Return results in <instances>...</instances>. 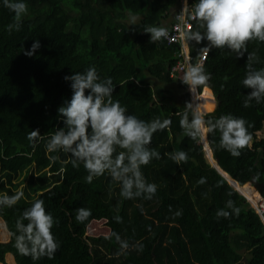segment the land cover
<instances>
[{"label":"trees","instance_id":"obj_1","mask_svg":"<svg viewBox=\"0 0 264 264\" xmlns=\"http://www.w3.org/2000/svg\"><path fill=\"white\" fill-rule=\"evenodd\" d=\"M179 2L27 0L20 30L11 32L7 26L16 22L14 14L0 5V193H16L11 188L18 185L12 182L14 177L22 176L19 183L25 181L23 198L0 210L7 233V239L0 241V262L10 253L15 264H264L263 221L245 196L209 163L202 141L180 126L182 114L187 113L189 121L193 118L190 93L185 90L180 103L168 95L158 100L140 76L146 67L160 81L188 86L184 79L169 75L179 44L152 41L145 31L167 24L171 8L175 10ZM195 3L188 0L190 8ZM127 13L140 15L133 35L124 21ZM191 31L203 33V28L193 20ZM34 41L40 48L28 57L24 51ZM186 41L195 66L198 53L209 42ZM245 49L242 57L227 46L207 52L202 65L210 79L197 86L203 88L198 105L205 110L214 96V107L203 113L206 120L227 113L246 120L251 140L238 157L220 147L218 131L206 139L213 158L229 177L239 185L253 180L255 189L263 193L264 100L253 99L245 108L243 102L252 89L241 81L249 64L254 70L264 67V42L249 40ZM90 66L101 78H112L113 99L126 106L128 114L148 122L171 121L153 134L149 145L161 158L142 167L147 180L157 184L151 200L124 199L119 184L107 173L88 183L82 164L74 168L67 153L47 151L51 134L64 127L58 107L71 96L70 82L64 77ZM33 130L39 137L30 139ZM178 151L187 153V162L177 164L170 158ZM53 155L58 159L53 161ZM212 156L207 154L214 162ZM36 199L44 200L56 221L52 232L59 248L51 259L33 261L19 253L12 233L16 220ZM229 200L239 213L218 217L219 209L232 212L226 204ZM81 208L91 211L84 221L77 219ZM92 221H101L105 232L89 231ZM113 233L128 242L127 250H121Z\"/></svg>","mask_w":264,"mask_h":264},{"label":"clouds","instance_id":"obj_2","mask_svg":"<svg viewBox=\"0 0 264 264\" xmlns=\"http://www.w3.org/2000/svg\"><path fill=\"white\" fill-rule=\"evenodd\" d=\"M0 5L12 12L16 21L9 24L7 30L19 31L20 22L28 12L27 0H0ZM182 16L198 21L203 28V33L189 30L183 35L196 42L206 39L209 44L204 48L205 53L212 47L227 46L238 57H242L247 41L257 39L264 42V0H196L191 8L188 0H184ZM132 20L135 23L136 17L133 16ZM145 31L150 33L152 41H159L168 35L167 29L160 26L150 27ZM38 48L39 41H34L24 54L32 57ZM247 67L248 71L241 83L252 91L243 102L245 108L251 105L253 99L257 103L264 100V67L258 70L252 69L251 64ZM209 79V74L199 63L189 66L184 75V81L193 92L197 86L206 85ZM64 80L70 82L71 89L70 98L65 99L58 107L64 127L51 134L46 145L47 151L50 154L67 153L74 168L82 164L88 173V183L107 173L119 184L120 195L124 199L143 197L151 200L158 190L157 184L147 180L142 167L153 159L161 158V154L149 145L153 134L169 127L171 121L154 119L148 122L128 114L126 106L113 99L115 84L112 78H101L95 66H90L83 72L66 75ZM203 113L194 112L191 121L187 113L182 114L179 122L181 128L193 139L199 138L201 141L206 139L207 134L218 131L220 147L238 157L240 150L251 140L246 120L231 113L220 115L214 120H206ZM38 137V130H33L30 139ZM170 158L180 164L187 162L188 155L184 151H178ZM51 159L55 161L58 156L53 155ZM204 182L201 177L199 183ZM23 196L22 190L13 195L0 193V210L15 206ZM226 204L232 212L219 209L216 213L218 217L239 213L240 209L231 200ZM90 215L89 209L81 208L78 210L77 219L84 221ZM116 220L119 222L121 218L116 217ZM55 223L51 212L46 210L43 199L32 202L16 220L15 231L12 233L19 253L30 256L33 261L42 257L51 259L59 248V242L52 232ZM112 235L120 243L121 250L129 248L128 242L122 240L118 234ZM142 247L139 245L140 250Z\"/></svg>","mask_w":264,"mask_h":264},{"label":"built area","instance_id":"obj_3","mask_svg":"<svg viewBox=\"0 0 264 264\" xmlns=\"http://www.w3.org/2000/svg\"><path fill=\"white\" fill-rule=\"evenodd\" d=\"M184 6V2L180 0L178 7L173 10L171 19L169 23L163 25L162 27L166 28L168 31V35L165 38H162L166 40L168 44L171 43H177L179 44V50L176 51L175 55L178 57L174 64H172L169 68V75L171 77H182L184 79V75L186 73V70L189 66H192L194 57L190 53L188 44L186 41V37H184L183 33L186 31L191 30L192 28V21L187 16H182V9ZM207 53L204 52V49H202L197 57H196V64H203ZM182 79V78H181ZM189 88L190 85L188 84ZM193 96H196L195 98ZM201 100L200 95L198 94V88L196 87V91L191 93V99L190 104L193 108L194 112L197 113L196 106L198 105V101ZM196 105V106H194ZM257 198L255 201H251L245 194V198L249 201L250 205L254 208V210L257 212L261 220L263 221L264 225V190L263 193L256 190Z\"/></svg>","mask_w":264,"mask_h":264},{"label":"rangeland","instance_id":"obj_4","mask_svg":"<svg viewBox=\"0 0 264 264\" xmlns=\"http://www.w3.org/2000/svg\"><path fill=\"white\" fill-rule=\"evenodd\" d=\"M182 1L184 2V0H182ZM171 9L173 10L174 8H171ZM172 10H171L170 15L165 20V22H167V23H169V21L171 19V14L173 12ZM133 16L136 17L135 23H133V20H132ZM139 19H140V15H135V14L133 15V14L127 13V16L124 19V21L126 23L128 31L130 32L131 35H133L134 31H136L135 27L136 28L138 27ZM140 76H141V78H143V80L146 83H148L153 88L154 96L158 100L160 99V97L162 95H168L169 97L172 96V98H174V100H176L177 103H180L181 98H182V93L185 90H187L190 93V99H191V93L192 92H191L189 86H187L186 88H183L180 85V83L177 82L176 80L168 82V83L160 81L156 77L152 76L148 72L146 67L141 69V75ZM179 78L183 79V76L179 77ZM199 91H198V94L201 95L202 92H203V88L201 90H199ZM193 97L195 98L196 96H193ZM214 105H215V102H214V99H212L211 103H210V107H208L209 108L208 111H211V109L214 107ZM194 106H196V105H194ZM196 108H197V106H196ZM197 111H200V110H198V108H197ZM259 134H262V133H259ZM207 154L209 155V152ZM206 158L209 160V158L207 156H206ZM20 180H22V176L14 177L13 181H12L14 184H18L16 188L15 187L14 188L11 187L12 190L16 189V193L21 191V190H23L22 188L24 187V184H25V181H23V183H19ZM250 183L254 186L253 182H249V184ZM238 187H242L243 188V186H238ZM105 230H106V226L101 221H99V222L92 221L90 223V225H89V231H94V232H97V233L98 232L101 233L103 231L105 232ZM6 239H7V233L4 230L3 224L0 222V241H4ZM241 252L243 253L244 256L247 255L246 251L242 250ZM243 259H244V257H243ZM0 264H15L13 256L10 253H7L5 255V261L4 262H0Z\"/></svg>","mask_w":264,"mask_h":264},{"label":"water","instance_id":"obj_5","mask_svg":"<svg viewBox=\"0 0 264 264\" xmlns=\"http://www.w3.org/2000/svg\"><path fill=\"white\" fill-rule=\"evenodd\" d=\"M202 143H203V145H204V147H203V149H204V152H205V155L207 156V153L209 152L210 153V155L212 156V153H211V150H210V147H209V144H208V142H207V139H205V140H202ZM212 158H213V156H212ZM213 160H214V162H212V161H209V163L211 164V165H213L214 167H216L217 168V170L220 172V173H222L225 177H226V179L228 180V182L239 192V193H241V194H243L244 195V193H242L240 190H238V188H237V183H236V181L235 180H233L231 177H229V175L227 174V173H225L222 169H221V167L218 165V163H217V160L215 159V158H213ZM249 182H253L254 183V181L253 180H250ZM239 186H241V185H239Z\"/></svg>","mask_w":264,"mask_h":264},{"label":"bare ground","instance_id":"obj_6","mask_svg":"<svg viewBox=\"0 0 264 264\" xmlns=\"http://www.w3.org/2000/svg\"><path fill=\"white\" fill-rule=\"evenodd\" d=\"M190 90H191V88H190ZM191 92L193 93L192 90H191ZM200 97H201V95H200ZM212 99H214L213 96H212L211 99H209L210 102H209L208 107H210V103H211ZM201 102H202V98L200 100V103ZM208 107L205 110L201 111L200 108H199V105H197L198 110H200L198 112H206L209 109ZM237 188L242 193H244L252 202L256 200L257 194H256V191H253L254 190V186L251 183L249 184V182H246V183H244L243 188L242 187H238V186H237Z\"/></svg>","mask_w":264,"mask_h":264},{"label":"crops","instance_id":"obj_7","mask_svg":"<svg viewBox=\"0 0 264 264\" xmlns=\"http://www.w3.org/2000/svg\"><path fill=\"white\" fill-rule=\"evenodd\" d=\"M238 185H239V184H238ZM241 186H243V185H241ZM253 191H255V189H254Z\"/></svg>","mask_w":264,"mask_h":264}]
</instances>
